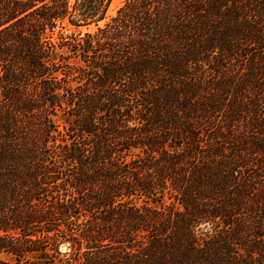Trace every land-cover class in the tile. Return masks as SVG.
<instances>
[{
  "label": "trees",
  "instance_id": "1",
  "mask_svg": "<svg viewBox=\"0 0 264 264\" xmlns=\"http://www.w3.org/2000/svg\"><path fill=\"white\" fill-rule=\"evenodd\" d=\"M112 1L0 0V264H264V0Z\"/></svg>",
  "mask_w": 264,
  "mask_h": 264
},
{
  "label": "rangeland",
  "instance_id": "2",
  "mask_svg": "<svg viewBox=\"0 0 264 264\" xmlns=\"http://www.w3.org/2000/svg\"><path fill=\"white\" fill-rule=\"evenodd\" d=\"M123 2H124V0H113L111 5L109 6V8L107 10L106 17L102 21H100L98 24L101 25L104 22H106L109 19V17L115 13L117 8L122 5ZM95 27H96L95 25H90V26H88V29L93 30ZM80 30L85 31L86 28L82 27V28H80ZM62 248H64V246Z\"/></svg>",
  "mask_w": 264,
  "mask_h": 264
}]
</instances>
